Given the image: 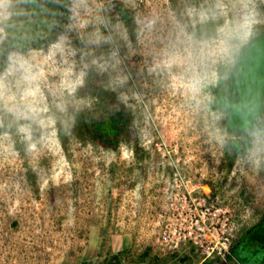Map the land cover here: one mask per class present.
<instances>
[{
    "label": "rangeland",
    "instance_id": "rangeland-1",
    "mask_svg": "<svg viewBox=\"0 0 264 264\" xmlns=\"http://www.w3.org/2000/svg\"><path fill=\"white\" fill-rule=\"evenodd\" d=\"M263 36L264 0H0V264H264V112L215 102Z\"/></svg>",
    "mask_w": 264,
    "mask_h": 264
},
{
    "label": "trees",
    "instance_id": "trees-1",
    "mask_svg": "<svg viewBox=\"0 0 264 264\" xmlns=\"http://www.w3.org/2000/svg\"><path fill=\"white\" fill-rule=\"evenodd\" d=\"M125 18V10L120 8ZM24 41H12L7 49L14 46L24 47ZM19 48V49H21ZM264 72V36L242 49L237 70L228 84L226 91L217 90L215 102L229 113V123L236 131L254 125L257 115L264 112V84L257 81ZM243 95V99H242ZM85 118L86 116L83 115ZM88 122L101 142L112 141L117 128L124 124V119L114 112L107 113L102 119ZM246 239L254 243L264 244V223L246 234ZM109 264H120L115 256Z\"/></svg>",
    "mask_w": 264,
    "mask_h": 264
},
{
    "label": "built area",
    "instance_id": "built-area-1",
    "mask_svg": "<svg viewBox=\"0 0 264 264\" xmlns=\"http://www.w3.org/2000/svg\"><path fill=\"white\" fill-rule=\"evenodd\" d=\"M195 210V209H194ZM192 209L189 208L187 210V213H191ZM210 209H205V213L203 215H209ZM195 217V215H194ZM205 231H209L207 227L204 226V222L201 224L197 221H194L193 219L190 220V225L188 227H185L182 229L181 233H179L177 241H175L173 248H177L179 244H190L193 243L196 245L195 240L198 237L203 236ZM214 242L208 239L206 241V247L203 248V252H205L207 255H211L217 250V255H221L222 258L225 257V255L229 254V247L231 245L230 242V234L227 233V231H222L221 235H218V238L214 237ZM163 242L169 245L168 236L163 237ZM212 246V247H211ZM219 246V247H217ZM201 245V249H202Z\"/></svg>",
    "mask_w": 264,
    "mask_h": 264
}]
</instances>
